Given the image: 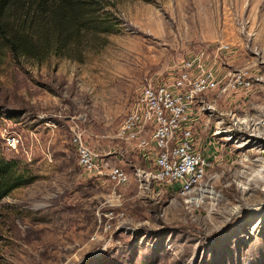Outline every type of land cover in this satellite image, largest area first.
I'll return each mask as SVG.
<instances>
[{
    "label": "rangeland",
    "instance_id": "374dc122",
    "mask_svg": "<svg viewBox=\"0 0 264 264\" xmlns=\"http://www.w3.org/2000/svg\"><path fill=\"white\" fill-rule=\"evenodd\" d=\"M105 2L116 31L79 61L0 58V133L20 139L0 155L33 176L0 200V264H264V0ZM185 62L215 87L192 106L205 168L183 195L140 184L147 162L116 131L141 85ZM73 130L127 183L83 172Z\"/></svg>",
    "mask_w": 264,
    "mask_h": 264
},
{
    "label": "built area",
    "instance_id": "2783aa9c",
    "mask_svg": "<svg viewBox=\"0 0 264 264\" xmlns=\"http://www.w3.org/2000/svg\"><path fill=\"white\" fill-rule=\"evenodd\" d=\"M193 67L185 62L174 75L143 83L120 122L116 138L126 144V151H137L147 162L134 174L140 184L153 181L185 195L195 190L203 177L205 161L193 146L191 111L196 97L213 89L215 82L208 73L192 74ZM0 140L6 150L20 145L18 135L4 129ZM70 141L83 172L113 186L127 183L128 173L111 164L109 152L88 147L78 130L72 131Z\"/></svg>",
    "mask_w": 264,
    "mask_h": 264
},
{
    "label": "trees",
    "instance_id": "16d2710c",
    "mask_svg": "<svg viewBox=\"0 0 264 264\" xmlns=\"http://www.w3.org/2000/svg\"><path fill=\"white\" fill-rule=\"evenodd\" d=\"M106 5L105 0H0V58L7 49L14 58L79 61L85 50L104 44L103 35L116 31L119 22ZM32 179L14 159L0 155V200Z\"/></svg>",
    "mask_w": 264,
    "mask_h": 264
}]
</instances>
